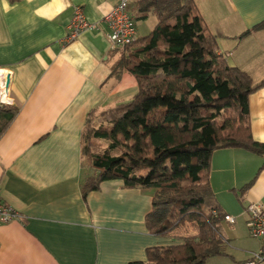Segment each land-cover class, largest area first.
Masks as SVG:
<instances>
[{"label": "crops", "instance_id": "obj_1", "mask_svg": "<svg viewBox=\"0 0 264 264\" xmlns=\"http://www.w3.org/2000/svg\"><path fill=\"white\" fill-rule=\"evenodd\" d=\"M118 2L0 0V109L18 108L0 136V199L19 215L0 224V264L145 263L148 249L186 237L179 229L167 237L149 231L151 189L112 180L85 197L82 192L80 140L90 112L138 91L131 73L114 71L121 52L111 50L106 37L103 19ZM194 2L227 63L256 83L264 80V28L253 30L264 23V0ZM75 6L102 31L68 40ZM249 115L253 140L264 143V87L250 95ZM208 182L209 207L236 222H218L226 255L206 264H246L261 247L249 236L247 207H264V156L218 150L210 157ZM195 234L190 226L188 235Z\"/></svg>", "mask_w": 264, "mask_h": 264}, {"label": "trees", "instance_id": "obj_2", "mask_svg": "<svg viewBox=\"0 0 264 264\" xmlns=\"http://www.w3.org/2000/svg\"><path fill=\"white\" fill-rule=\"evenodd\" d=\"M129 11L136 25L150 16L156 24L114 50L121 52L114 71L131 73L138 91L90 112L80 140L82 192L85 197L112 180L128 189L153 190L149 231L167 237L188 224L196 234L180 244L150 248L147 261L134 264H206L226 255L217 229L224 214L209 207L210 157L224 149L264 156V143L251 136L249 115V97L264 80L256 83L227 63L194 0H132ZM261 28L264 23L253 30ZM3 107L0 136L18 113L15 106Z\"/></svg>", "mask_w": 264, "mask_h": 264}, {"label": "built area", "instance_id": "obj_3", "mask_svg": "<svg viewBox=\"0 0 264 264\" xmlns=\"http://www.w3.org/2000/svg\"><path fill=\"white\" fill-rule=\"evenodd\" d=\"M131 1L119 0L117 5L103 19L108 29L106 37L111 50L123 49L137 39L136 23L129 11ZM69 29L68 40L75 39L84 32L102 31L97 23H90L85 19L79 6L73 8ZM247 211L250 215L248 222L249 236L261 241V247L259 251L252 254L251 260L246 264L264 263V207L258 204H250ZM213 215L216 216L217 213L213 212ZM18 218L19 215L16 211L0 199V224H7ZM223 221L234 224L236 219L231 215L224 214Z\"/></svg>", "mask_w": 264, "mask_h": 264}, {"label": "rangeland", "instance_id": "obj_4", "mask_svg": "<svg viewBox=\"0 0 264 264\" xmlns=\"http://www.w3.org/2000/svg\"><path fill=\"white\" fill-rule=\"evenodd\" d=\"M155 24H156L155 17L150 16L148 18V20H146V22H143V24H142V30H141V33L140 34H142V36L147 35V32H150V30L155 26ZM136 28H137V26H136ZM207 206H208V204H206V207ZM190 226L191 225H188V224H185V225L181 226L180 229H179V231H178L179 234H183V235L188 236L189 231H190Z\"/></svg>", "mask_w": 264, "mask_h": 264}, {"label": "water", "instance_id": "obj_5", "mask_svg": "<svg viewBox=\"0 0 264 264\" xmlns=\"http://www.w3.org/2000/svg\"><path fill=\"white\" fill-rule=\"evenodd\" d=\"M8 83H9V78H7V80H6V85H7V86H8ZM6 85H5V86H6Z\"/></svg>", "mask_w": 264, "mask_h": 264}]
</instances>
